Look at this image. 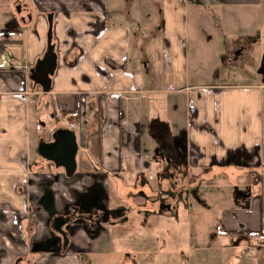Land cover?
I'll return each mask as SVG.
<instances>
[{
  "label": "crops",
  "instance_id": "1",
  "mask_svg": "<svg viewBox=\"0 0 264 264\" xmlns=\"http://www.w3.org/2000/svg\"><path fill=\"white\" fill-rule=\"evenodd\" d=\"M262 4L264 0H0V55L11 58L0 68V199L19 201L14 206L26 212L30 199L33 214L24 242L21 227L0 210V264H77L76 245L81 248L91 240L107 245L128 232L142 235V225L149 223L160 249L159 219L170 215L178 200L161 214L127 205L133 215L122 216L119 212L128 208L117 203L126 171L151 170L169 189L175 179L169 172L172 150L161 140L158 126L168 132L170 142L175 135L153 110L165 105L163 94H174L184 103V164L175 168L182 172L176 174L185 183V204L197 197L190 194L193 186L206 181L204 172L193 178L194 170L258 173L259 179L245 183L247 189L238 192L234 204L220 211L217 229L234 238L230 264L238 263L243 250L252 251L251 264H264V101L256 89L190 83L186 41L189 10L199 19L205 9L219 23L223 10L250 15L251 8ZM107 8L118 11V18H109ZM156 14L160 25L155 24ZM50 23L57 64L50 91L43 92L30 80L29 70L46 49ZM128 24L160 27L156 59L146 61L145 53L128 51ZM46 110L53 132L68 128L64 121L73 125L78 175L66 176L62 167L30 150L31 137L37 144L48 141L40 128L29 130L35 121L41 124L35 117ZM147 117L151 124L145 127ZM11 185L34 188L32 193L26 189L23 199L21 193L10 195ZM96 188L101 191L97 197ZM81 201L103 208L112 220L96 231H89L82 220L67 225L69 243L63 248L51 221ZM130 217L133 227L124 231L121 224ZM102 237L110 241H99Z\"/></svg>",
  "mask_w": 264,
  "mask_h": 264
},
{
  "label": "rangeland",
  "instance_id": "2",
  "mask_svg": "<svg viewBox=\"0 0 264 264\" xmlns=\"http://www.w3.org/2000/svg\"><path fill=\"white\" fill-rule=\"evenodd\" d=\"M106 12L109 18L111 16L118 18V11L107 8ZM238 13L223 10L219 13L220 20L217 23L205 9L198 14L202 16L199 19L193 10H189L186 19L189 82L223 86L242 92H244L242 88H247L248 91L256 89L260 91L264 101V74L259 73L264 54V4L251 8L250 15H244L243 12ZM229 15L231 17H228ZM154 20H156L155 24L159 22L158 25H160L157 14ZM124 22H128V20H124ZM127 26L130 30L128 51L130 53H145L146 61L156 59L157 53H160V27L155 25L135 28L129 24ZM163 95L165 105H158L153 110L166 122L167 126L165 125V127L170 133L175 135L170 142L167 138L168 132L162 130V126H158L161 140L165 146L167 144L168 148L172 150V154L176 153L175 155L169 154L172 165L180 166L184 164L185 142L182 135L185 126L184 103L180 97L178 98L174 94ZM161 96L159 95V97ZM43 108L45 107L43 106ZM47 111L46 113L42 111V114L35 117L40 120L41 124L38 125L35 121L34 127L33 124L29 127L32 133L35 132V129L40 128L44 138H50L54 127V122ZM154 123L156 124V121ZM150 124V118L147 117V122L145 124L143 122V125L147 127ZM145 134L146 136L150 135V132L147 130ZM30 144L33 146L30 150L37 155L36 139L31 137ZM78 171L77 169L76 175H78ZM194 171L196 172L191 173L193 178L200 177L201 172H204L206 181L203 185L193 186L191 189L190 194L197 196L192 197L191 206L185 204L181 200L183 199L182 195H180L174 211L168 216L160 217V249L157 248V243H155L157 240L153 237L154 231L149 223L145 226L142 225V235L141 233L128 232L121 238L117 235L112 243L109 242V237L99 239V241L109 242L107 245H102L97 240H91L83 244L81 248L76 245L74 250L78 256L77 264H230L234 258V250L231 246L234 238L223 235L217 229L220 211L231 207L237 199L238 192H244L247 189L245 183H253V180L259 179L258 173L231 168L220 172L215 170L214 173L205 170ZM125 173L122 184L118 186L120 200L117 204L121 205V208H128V210H121L118 216L128 215L130 211L127 205L144 210L150 208L148 198L151 197L148 195L152 193L151 188L157 187L155 183L158 182L151 170L137 174L133 171ZM135 175H138L137 178ZM174 177L171 184L179 180V176ZM158 183V188L162 190L169 188L166 181ZM192 184H195L194 180ZM180 185L184 187L185 183L180 182ZM33 188L28 185H11L9 193L10 195L21 193L24 199L27 193L26 189H28V193H32ZM99 193H101L100 189L96 188L95 197ZM113 199L111 197L110 204ZM29 200L26 202L28 210L26 212L25 208L18 210L17 205L14 206L19 202L18 199H16L17 203H14L13 199L11 201L8 198L7 200L0 199V210L8 211L15 225L21 227L24 242H27L30 228L31 200ZM109 218L112 220L111 216ZM133 219L130 217V222L125 220L121 224L124 231L129 229L128 226H132ZM102 234L107 235V231ZM110 234L113 235V230ZM168 252H170L169 255ZM239 257L236 264H251L252 258L254 259L252 251L250 253L246 250H243Z\"/></svg>",
  "mask_w": 264,
  "mask_h": 264
},
{
  "label": "water",
  "instance_id": "3",
  "mask_svg": "<svg viewBox=\"0 0 264 264\" xmlns=\"http://www.w3.org/2000/svg\"><path fill=\"white\" fill-rule=\"evenodd\" d=\"M21 8V6H19ZM57 55L55 45L52 43V26L50 23L46 41V49L41 58L29 70L30 80L39 85L43 92L50 91L52 76L56 69ZM259 73L264 74V54L261 59ZM77 140L75 132L69 128H57L52 133V141L40 140L37 144V153L44 159L51 161L56 167H62L66 176H72L77 167ZM67 221L62 216L52 220L51 227L60 231L63 236V246L68 244L66 232L61 226ZM19 260L16 261L18 264Z\"/></svg>",
  "mask_w": 264,
  "mask_h": 264
},
{
  "label": "flooded vegetation",
  "instance_id": "4",
  "mask_svg": "<svg viewBox=\"0 0 264 264\" xmlns=\"http://www.w3.org/2000/svg\"><path fill=\"white\" fill-rule=\"evenodd\" d=\"M47 142L52 141V135L50 138L47 139ZM50 163H52L50 161ZM53 164V163H52ZM54 165V164H53ZM177 166H171V170L169 171L171 173V176H178L176 173L180 174L179 168H175ZM176 174V175H175ZM182 180L179 178L176 183L171 184L170 189L162 190L161 188L155 187V190L151 188L152 193L148 195V202L150 203V208H146L148 211H157V213H162L163 211H168L171 205H173L174 202L177 201L178 197L182 195V188L183 186L180 185V182ZM158 188V189H157ZM170 194H173V196H170ZM174 195H176L174 197ZM174 198V199H173ZM174 200V201H173ZM57 216H62L64 219H67V221L61 226V229L66 232L68 243H69V235L66 231V226L70 225L71 223L82 220L84 225L87 227L89 231L96 230L100 224L108 223L110 220V216L105 212V210L97 205H92V203L81 201L77 202L75 204L70 205L68 212L63 213L61 215H55L53 219H55ZM52 219V220H53ZM52 223V221H51ZM54 230V235L57 237V239L60 241V245L63 248H66L63 246V236L60 231Z\"/></svg>",
  "mask_w": 264,
  "mask_h": 264
},
{
  "label": "built area",
  "instance_id": "5",
  "mask_svg": "<svg viewBox=\"0 0 264 264\" xmlns=\"http://www.w3.org/2000/svg\"><path fill=\"white\" fill-rule=\"evenodd\" d=\"M0 56H1L0 68H4L6 67L7 62L11 60V58L3 54H1ZM64 124H66L69 129L73 128V125L68 123L67 121H64Z\"/></svg>",
  "mask_w": 264,
  "mask_h": 264
}]
</instances>
